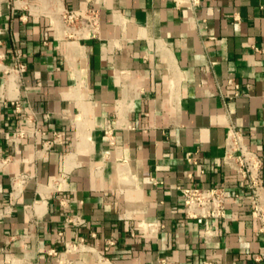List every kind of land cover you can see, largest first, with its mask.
<instances>
[{
  "label": "crops",
  "instance_id": "crops-1",
  "mask_svg": "<svg viewBox=\"0 0 264 264\" xmlns=\"http://www.w3.org/2000/svg\"><path fill=\"white\" fill-rule=\"evenodd\" d=\"M60 4L98 33L64 37ZM0 54V264H264L223 160L231 126L264 154V0H0ZM222 184L224 219L186 217L178 186Z\"/></svg>",
  "mask_w": 264,
  "mask_h": 264
},
{
  "label": "built area",
  "instance_id": "built-area-1",
  "mask_svg": "<svg viewBox=\"0 0 264 264\" xmlns=\"http://www.w3.org/2000/svg\"><path fill=\"white\" fill-rule=\"evenodd\" d=\"M178 2H189L192 5L200 3V0H177ZM51 22L54 27L61 28L64 37H89L95 36L100 27L99 11L93 6L82 9H70L65 5H57L52 13ZM1 57V54H0ZM26 70V65L17 61V63L7 68L6 73L12 75ZM39 128L19 129L15 133L17 139H23L26 136H34L41 133ZM106 133L111 134L112 129L106 128ZM61 133L54 132V137L45 142V147H50L61 140ZM188 160L197 162V159L190 154ZM224 162L242 182V188L234 192V197L240 202L248 197L252 208L260 220L261 231L264 232V154L251 149L238 128L231 126L227 131L226 143L224 147ZM186 217L191 219H224L228 210V199L230 188L225 185L212 186H178ZM68 222H75L79 225H85V219L81 216L77 218H68ZM205 234H213L209 227ZM113 244V241H109ZM85 244L83 238L79 242L68 243L67 250L81 248ZM57 255L56 251H52ZM59 262H63L59 258ZM205 264H209L205 262Z\"/></svg>",
  "mask_w": 264,
  "mask_h": 264
}]
</instances>
